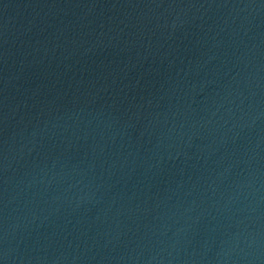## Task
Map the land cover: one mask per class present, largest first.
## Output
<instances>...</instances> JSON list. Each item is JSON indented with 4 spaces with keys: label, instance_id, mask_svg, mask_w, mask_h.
<instances>
[{
    "label": "water",
    "instance_id": "95a60500",
    "mask_svg": "<svg viewBox=\"0 0 264 264\" xmlns=\"http://www.w3.org/2000/svg\"><path fill=\"white\" fill-rule=\"evenodd\" d=\"M0 264H264V0H0Z\"/></svg>",
    "mask_w": 264,
    "mask_h": 264
}]
</instances>
